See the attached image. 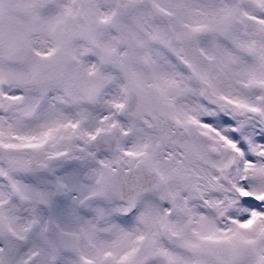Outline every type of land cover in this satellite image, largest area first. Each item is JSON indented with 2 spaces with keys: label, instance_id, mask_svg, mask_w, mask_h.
Returning <instances> with one entry per match:
<instances>
[{
  "label": "snow or ice",
  "instance_id": "snow-or-ice-1",
  "mask_svg": "<svg viewBox=\"0 0 264 264\" xmlns=\"http://www.w3.org/2000/svg\"><path fill=\"white\" fill-rule=\"evenodd\" d=\"M0 264H264V0H0Z\"/></svg>",
  "mask_w": 264,
  "mask_h": 264
}]
</instances>
